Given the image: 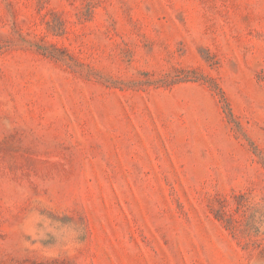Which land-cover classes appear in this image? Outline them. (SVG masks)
<instances>
[{
	"label": "rangeland",
	"instance_id": "374dc122",
	"mask_svg": "<svg viewBox=\"0 0 264 264\" xmlns=\"http://www.w3.org/2000/svg\"><path fill=\"white\" fill-rule=\"evenodd\" d=\"M0 264H264V0H0Z\"/></svg>",
	"mask_w": 264,
	"mask_h": 264
}]
</instances>
